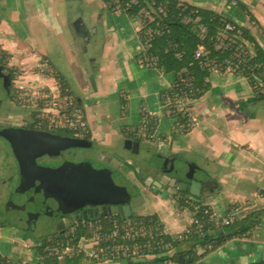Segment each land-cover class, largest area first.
Instances as JSON below:
<instances>
[{"label":"crops","instance_id":"1","mask_svg":"<svg viewBox=\"0 0 264 264\" xmlns=\"http://www.w3.org/2000/svg\"><path fill=\"white\" fill-rule=\"evenodd\" d=\"M184 1L197 8L213 10L249 31L264 50V0ZM103 2L0 0V48L13 56L23 57V62L44 58L52 63H66L72 71L69 73L80 78L84 100L68 86L84 109L92 139L100 148L110 151L119 146L120 140L123 144L129 137L140 150H152L161 143L169 149L168 156L184 159L196 167L198 177L193 176V179L216 183L209 187L210 193L202 190L199 200L218 217L232 215L235 222L228 226L231 227L229 233L240 234L195 264L264 262V219L254 227L248 222H240L264 207V196L260 194L264 193V99L256 98L248 79L242 74L215 71L208 78V92L192 106L196 119L194 127L184 133L178 124L170 125L162 113V95L171 89L177 75L139 63L142 45L128 17L109 12ZM92 49L97 52L93 59L89 56ZM93 63L92 79L97 82V88H93L92 81H81L82 69ZM53 65L65 78L61 64ZM123 90L129 95V111L125 118L118 95ZM142 105L146 108H141ZM142 109L156 117L163 114L151 137L147 131L142 132ZM134 171L126 165L123 168L144 198L140 215H156L166 235L173 241L181 240L190 228L193 210L180 207L176 189L167 187L168 178L161 179L162 189H150L144 187L142 178L151 176L153 171L145 174ZM153 174L152 177H160L159 171ZM182 180L178 178V181ZM248 227L252 228L246 230ZM1 235H5L0 241L1 255L8 256L13 262L11 256L17 249H32L30 255L34 254L38 262L31 264L40 263L33 240L13 229H0V238ZM81 244L84 249L86 245L92 246L90 241ZM190 248L191 245L181 243L176 250ZM195 250L202 253L204 248L197 245ZM84 255V264H123L124 261L96 262ZM132 261L128 263L133 264Z\"/></svg>","mask_w":264,"mask_h":264},{"label":"flooded vegetation","instance_id":"2","mask_svg":"<svg viewBox=\"0 0 264 264\" xmlns=\"http://www.w3.org/2000/svg\"><path fill=\"white\" fill-rule=\"evenodd\" d=\"M16 68L0 57V229H13L26 238L37 236L39 240L34 243L38 246L74 236L79 226L102 219L121 220L119 214L113 213L114 205L104 204L111 192L93 201L86 194L93 190L89 187L102 179L104 169H109L107 178L113 175L112 179H116L118 172L119 183L114 185L132 193L123 183L133 185L123 172L124 166L142 174H158V169L150 167L147 156L136 153H170L169 149L157 143L152 150H140L129 137L122 151L130 157H122L118 154L122 152L106 151L92 138L52 128L39 117L37 94L25 91L24 76ZM138 157L141 162L136 160ZM170 158L169 155L167 160ZM175 175L171 177L177 179Z\"/></svg>","mask_w":264,"mask_h":264},{"label":"built area","instance_id":"3","mask_svg":"<svg viewBox=\"0 0 264 264\" xmlns=\"http://www.w3.org/2000/svg\"><path fill=\"white\" fill-rule=\"evenodd\" d=\"M107 9L115 14H124L128 17L135 33L142 45L143 56L150 48L154 39L165 34V26L161 25L160 16L168 11V3H157L155 0H104ZM198 22V19L195 20ZM203 38L207 45H203L195 51V58L205 60L202 65L211 74L212 72H231L240 73L248 77V81L255 84L257 91L264 95V68L262 65L254 63L255 49L253 45L244 37L243 31L233 22H226L223 28L214 36L208 38V31L201 27ZM214 54H223L225 57H215ZM144 65L148 67L156 66V58L148 59L144 57ZM209 79H207V82ZM176 86L174 93L165 92L163 104L168 114L174 110L185 111L191 118L193 126L196 119L192 114V106L198 101L192 96L195 95L193 78L191 76L181 77L179 83L176 79L172 86ZM172 88V87H171ZM40 89L37 94V102L43 101V106L38 110L39 117L52 128L60 130H73L77 134L87 137L86 128L88 127L86 117H83L82 109L73 105L72 97L58 96L57 86ZM38 109V104H37ZM144 125L143 134L146 133ZM187 201L193 202V220L190 228L186 231L189 234L193 227L197 232L203 230V223L198 218L201 212L207 221L214 228L228 227L235 222L232 215L224 217L216 216L199 199L183 195ZM138 217H131L119 223L115 219H106L111 222L108 232L104 224L86 225L91 232L89 239L85 236L81 238L77 245L66 243L63 239H56V243L51 245L48 250L58 257L59 264H63L67 258H72L77 252L85 253L96 262L112 260H136L167 256L173 251V245L165 242L164 228L148 223ZM90 241L92 246L87 252L82 242Z\"/></svg>","mask_w":264,"mask_h":264},{"label":"trees","instance_id":"4","mask_svg":"<svg viewBox=\"0 0 264 264\" xmlns=\"http://www.w3.org/2000/svg\"><path fill=\"white\" fill-rule=\"evenodd\" d=\"M157 3H168V11L165 15L160 16L161 25L165 26V34L161 37L154 39L151 43L150 48L140 56L139 63H144V57L148 59L156 58V66L158 69L162 70L164 73H175L176 84L179 83L181 77L191 76L193 78V87L195 95L192 98L199 100L202 98L209 90V81L207 79L210 77V73L207 69L203 68L202 65L205 60H199L195 58V51L203 45H207V41L203 38L201 27H205L208 31V38L216 35L226 22L229 20L223 18L220 14L213 10L197 8L192 4L184 0H155ZM250 19L253 20V16L249 13ZM198 19V22L195 21ZM242 29V28H241ZM244 37L253 45L255 49L254 63L262 65L264 68V50L256 43V41L251 37L249 31L242 29ZM10 55L6 51L0 48V57L9 63ZM215 57H220L223 59L225 56L223 54H214ZM42 61L46 63L48 69V74L52 79H54L57 89L58 96L62 97H72L73 105L82 109L83 117L85 118V111L80 105V103L74 98L72 91L70 90L68 83L64 76L57 70V68L46 59L42 58ZM40 60V61H41ZM248 78V77H246ZM251 87L254 90V95L258 100H263L264 95L260 94L254 83L250 82ZM176 86H172L169 90V94L174 93ZM48 92V89H45ZM165 93L162 95V102L164 100ZM38 110L42 108L43 101L39 100L37 102ZM122 114L127 112V101L122 97L121 99ZM164 110L165 105L163 104ZM167 112V111H166ZM170 118L174 119V122L182 128V132L188 133L194 126L191 123V118L189 114L185 111L174 110L168 114ZM142 120L146 126L148 136H152L158 127L159 119L155 115L147 114L144 109H142ZM66 132L75 134L73 130H66ZM86 134L89 139L92 138L91 131L87 127ZM264 196L263 192H260ZM176 199L180 207H189L193 210V202L187 201L183 195L177 193ZM202 202V201H201ZM198 218L203 223L202 232L198 233L196 227H193L189 234H184L181 240L173 241L168 235L164 236L165 242H170L173 245V253L163 257L162 261H157L155 258H151L147 261V264H177L178 255H182L190 259L189 264H195L202 258L210 254L211 252L217 250L218 248L224 246L233 236L238 235V233H229L231 227H221L214 228L207 221L206 217L202 215L201 212L198 213ZM139 219L145 220L148 223L158 225L163 228L161 222L156 215L142 216ZM264 219V207L263 209L250 213L247 217L242 219L240 222L250 223L252 227L258 225L261 220ZM120 223L121 220H118ZM99 224H104L106 227V232L109 231L111 222L105 219L99 221ZM248 227L246 230L252 228ZM93 232L89 230L86 226H79L76 229V234L74 236L62 237L66 243L71 245H77L82 237L90 238ZM211 233H215L210 236ZM240 234V233H239ZM60 239V238H59ZM58 241V240H57ZM47 241L45 244L40 246H35L38 257L40 258V263L38 264H59L58 257L50 253L47 248L57 242ZM181 243L191 245V248L186 251L176 250L177 246ZM197 245H201L204 248L202 253H198L195 248ZM86 256L84 253L77 252L72 258H67L64 260L63 264H84ZM0 264H12L11 259L8 256L0 254ZM264 264V262L260 263Z\"/></svg>","mask_w":264,"mask_h":264},{"label":"rangeland","instance_id":"5","mask_svg":"<svg viewBox=\"0 0 264 264\" xmlns=\"http://www.w3.org/2000/svg\"><path fill=\"white\" fill-rule=\"evenodd\" d=\"M190 1L196 3V0H190ZM198 5L207 7V5H205V4L204 5L198 4ZM104 7H106L105 4H104ZM72 9H73V5H72ZM83 9L85 10V6H83ZM106 9H107V7H106ZM72 14H73V11H72ZM86 14L87 13H85L84 15H86ZM69 16L72 17L73 15L69 14ZM84 20L88 21L90 19L88 18V20H87V19L84 18ZM134 31H135V29H134ZM96 53L97 52H96L95 49L90 50V52H89L90 58L93 59L95 57ZM5 60L8 61L7 58H5ZM25 60L26 61L23 62V57H16V56L10 55V59H9V63H8L10 65H13L14 67H17L16 69H17L19 75L20 76H24V81H25V85H26V87H25L26 90L25 91H29L30 93L35 95L34 92L37 91L38 94H39L40 89H43V88L46 89L47 87L56 86V83H55L54 79H52L50 77V75L48 74V72H47L48 69H47L46 63L44 61L35 60V59H25ZM52 64H55L56 66L57 65L59 66V64H61V70H62V73H65V79H66L68 85L75 92L76 95L78 94L77 96H79L81 99H83L85 96L82 93H85V92L81 88L80 78H78L77 76H75L72 73H69V72H72V71H71V68H68L66 66V63H56V62L54 63L53 62ZM94 67H95V63H93L89 67L83 68L82 72L80 74H81V81L83 83L92 81L93 82V88L94 87L97 88V82L94 79H92V77H94ZM63 70H65V71L63 72ZM88 89H90V88L88 87ZM118 95H119L120 103H121L122 97L125 98V100H127V102H128V98L127 97H129V95H128L126 90H123V91L119 92ZM141 108H146V107L144 105H142ZM162 109H163V107H162ZM128 111H129V108L127 107V112L122 116L123 118H125L128 115ZM162 113H164V115H165L164 119L170 125H174L175 124L174 119L170 118L169 115H167L165 113L164 109H163ZM162 115H159V117H158L159 124L162 121ZM59 131L66 132V129H60ZM121 142H122V140H120V142L118 144L119 145L118 147H115V149H109V150L111 152H122V153H118V154L122 155V157L125 156V157L129 158L130 154L129 153H123L122 149L120 148V146L122 145ZM136 160L140 161V158L138 157V159H136ZM105 166L107 167V165H105ZM159 166H160L161 169H163L165 171H167L170 168L173 171V174H176L175 177L177 179L178 178H183V180H185V181L189 180V178H187L185 172L192 173L194 176L198 177L197 176L198 175V171H197L196 167L193 164H191V163H189L186 160L181 159V158L180 159L177 158L175 160V163H173V164H171V163L166 164L165 161H161L159 163ZM104 170H105V172L101 175L102 179H100L98 181H94L92 183L91 187H89V188H93L95 190V195L92 197L93 201H99L108 192H112V191L113 192H117V190L119 188V185H114V184H116L118 182L119 173L117 172L116 175L114 176V177H116V179H112L113 175H111L110 178H107L108 177L107 174H108L109 169H104ZM112 170H113V168H112ZM110 174H112V172ZM173 174L170 173L169 176H172ZM110 179H112L113 182L110 183L109 182ZM168 179H169V177H168ZM142 180H143V178H142ZM121 182H122V180H120V183ZM123 183H126L127 186H129L131 189L135 185L134 182H133V185H131L130 183H127V182H123ZM164 183L167 184V181H164ZM1 236L2 237L0 238V241L4 239L3 237H5V235H1ZM30 239H31V241L33 240L34 242L39 240V238H37V236H35L33 238H30ZM88 247L86 245L85 246V250H89L91 248L90 246H88ZM31 250L32 249H26V248L17 249V251H15L16 252L15 255L11 256L12 259H13L12 263L13 264H31V263L38 262L37 258L35 256H33L34 254L30 255L32 253V251H33V250L32 251Z\"/></svg>","mask_w":264,"mask_h":264},{"label":"water","instance_id":"6","mask_svg":"<svg viewBox=\"0 0 264 264\" xmlns=\"http://www.w3.org/2000/svg\"><path fill=\"white\" fill-rule=\"evenodd\" d=\"M144 154L147 155L148 160H151L150 167H152L153 169H158L160 172L159 178L152 177V176L147 177V179L144 182V187L146 188H150V189L155 188V190L162 189L164 185L161 182V179L164 177L166 178L169 177V178H172L170 183L167 186L169 189L175 188L177 193H180L181 195H187L189 197H194L196 199H199L200 197H202L201 195L202 190H204L207 193H210L211 190L209 189V187L212 184L213 185L216 184L214 183V181H211V180L201 181V180L193 179L194 175L188 172H185V174L187 178L189 179L192 178L190 183H188V180L177 181V179H175L174 177L169 176L170 175L169 170L165 171L163 169H160V166H159V161L166 160V164H169V163H173L176 160L175 157L170 158V161H168L167 153H155V154L144 153ZM76 185L78 186V184ZM132 190L134 194L130 193L128 189L125 187H119L117 192L112 191L111 193H109L108 195L111 196V198L109 199L108 202L107 201L104 202V204L114 205L113 213L119 214L123 221L131 217L140 216V213L142 212L143 207H144L145 201L142 195L140 194L139 189L134 185L132 187ZM94 193H95V190L93 189V190H89V192H87L86 194L90 196V198H92ZM72 198H74V195H72ZM88 203L92 204L91 201H89ZM214 234L215 233H211L210 236ZM162 259L163 257H155V260L157 261H162ZM147 261L148 260L142 258V259L133 260L132 263L133 264H144ZM177 261L179 262V264H189L190 263V259H187L182 255H178ZM259 263H262V261H260ZM123 264H129V263L127 260H124ZM251 264H258V262H252Z\"/></svg>","mask_w":264,"mask_h":264}]
</instances>
